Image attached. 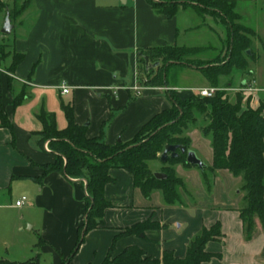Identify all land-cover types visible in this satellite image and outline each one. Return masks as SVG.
<instances>
[{"label": "crops", "instance_id": "obj_1", "mask_svg": "<svg viewBox=\"0 0 264 264\" xmlns=\"http://www.w3.org/2000/svg\"><path fill=\"white\" fill-rule=\"evenodd\" d=\"M236 1L240 23L259 33L244 22L246 8L257 0ZM33 6V19L24 33L11 45L4 43L11 50L6 69L0 70L1 103L13 124V129L1 126L0 120V258L63 264L85 221L86 182L60 172L38 180L44 172L42 165L55 161L49 142L42 143L43 123L38 113H54L58 129L63 130L68 119L62 103L70 105L75 122L86 127L87 137H102L113 145L133 140L153 116L171 108V90L186 98L198 86L147 84L146 63L139 59L143 49L178 45L183 7L168 17L149 0H33ZM198 14L205 20L216 15ZM29 15L20 18V25H25ZM16 53L24 54V59L12 71ZM64 84L69 86L67 93H62ZM16 95L23 100L14 107ZM188 134L192 149L210 166L211 138L198 128ZM158 160L150 162L152 170V162ZM175 171L186 185L180 204H167L158 189L146 197L131 172L111 168L113 179L104 189L111 205L104 211L103 224L87 232L66 264H102L113 244L115 255L137 245L153 258H162L165 250L184 258L191 240L217 222L222 236L209 241L206 250L219 256L201 264H264V225L257 220L253 237L245 238L240 212L242 178L219 169L209 189L198 166L177 163ZM188 193L196 199L190 200ZM24 195L27 204L17 206ZM146 221L161 226L123 235L114 243L117 234Z\"/></svg>", "mask_w": 264, "mask_h": 264}, {"label": "trees", "instance_id": "obj_2", "mask_svg": "<svg viewBox=\"0 0 264 264\" xmlns=\"http://www.w3.org/2000/svg\"><path fill=\"white\" fill-rule=\"evenodd\" d=\"M33 2V0H31ZM152 7L168 17L177 14L180 5L195 3L224 20L228 28L229 55L224 63L211 62L207 67L192 56L203 51L202 47H186L166 45L150 47L141 50L140 61L146 63L144 55H148L152 63L159 62L156 68L146 70L147 84H169L170 68L178 65H197L205 75H228L234 67L243 68L246 65L243 52L251 44L254 30L240 23L241 16L237 12L236 0H149ZM1 7H6L2 1ZM17 3L10 10L12 21L18 19L25 10ZM24 59V54L16 53L12 71ZM156 66V65H155ZM231 84V83H229ZM9 85L12 86L11 79ZM172 107L161 111L147 122L135 138L128 142L119 141L108 144L102 137L89 138L86 127L74 120L73 108L62 103V108L68 119V126L60 130L57 127L54 113L42 110L38 118L43 123L41 134L42 143L49 142L55 161L43 164V175L39 181L51 172H60L68 178L84 180L86 188V217L79 228V239L72 253L63 264H66L83 243L87 232L102 226L103 214L111 204L104 196L107 183L112 181L111 168H124L131 172L135 185L140 187L146 197L154 190L163 193L167 204L183 203L181 190L186 188L185 181L177 175L175 165L187 161V154L169 157L164 162L162 172L167 174L164 179L155 177L150 168V162L158 160L167 144H182L191 148V137L188 131L199 127L205 136L211 138L213 148V163L203 169L204 181L211 188L213 177L205 172L207 169L214 174L219 169H228L235 176L242 178L241 191L244 192V204L241 208V218L244 224L245 238L251 239L257 228V220L264 225V100L259 107L243 106L244 96L237 92L235 101H231L224 92L217 91L215 95L201 96L191 94L186 98L180 97L171 90ZM23 96L16 95L13 105L18 106ZM204 123L199 125V118ZM0 120L1 126L13 129L8 115L1 103L0 89ZM161 225L151 221L137 223L126 228L114 238V243L123 235L144 232L148 228H159ZM222 236L220 222L211 227H204L190 242L187 254L181 258L173 250H165L162 258H153L137 245L128 246L120 254H114V244L102 264H201L209 261L215 255L206 250V244ZM0 264H37L36 260L12 261L1 259Z\"/></svg>", "mask_w": 264, "mask_h": 264}, {"label": "rangeland", "instance_id": "obj_3", "mask_svg": "<svg viewBox=\"0 0 264 264\" xmlns=\"http://www.w3.org/2000/svg\"><path fill=\"white\" fill-rule=\"evenodd\" d=\"M2 1L6 4L4 8L1 7ZM121 2L123 3L124 0H121ZM15 3H17L19 7H23L22 9L25 11L22 12V15L18 17V19L12 21L14 28L10 34H6L2 31L5 18L7 12L14 7ZM249 6V8H246L247 13L244 14V22L259 33L254 32V36H251V44L247 53L245 51L243 52V59L246 65L244 69L234 67L228 75H218V81L215 87H218L219 91L224 92L231 101H235L237 92H241L244 96L243 106H247L248 100L250 99L251 106L257 108L264 100V0H257L255 4ZM181 7H183L184 10H182L179 16L181 36L178 45L204 48L203 51L192 56L195 60H205L199 63L201 67H207L211 62L224 63L229 55V40L228 28L222 17L208 15L206 20L203 19L198 12L205 13L210 12V10L205 11L206 8L197 6L195 3L189 2L180 5L178 11H180ZM193 7L198 12L194 10ZM34 11L35 8L31 0H0V70L6 69L8 65L7 54L11 50V47L4 43L11 45L15 37H20V35L24 33L26 27L31 24L30 20L33 19L31 15ZM27 14L30 15L24 23L25 25H20V18H25ZM207 23L212 25L214 29L210 28ZM196 25H198V27L193 31H186V28H191ZM196 66L197 65H191V63L187 66H173L168 73L169 83H176L185 88H194L198 86L194 88L195 94L198 95L200 94L199 89L214 86L216 77L205 75L203 71ZM253 72L256 76L253 75ZM202 123H204V120L203 117L200 116L198 124L202 125ZM196 128L200 129L199 127ZM200 156L204 155L200 154ZM152 163L153 170H161L164 165V162L161 160ZM205 172L210 178L213 177L212 173L207 169ZM6 196H8L9 200L13 198L15 201V192H13L12 198L10 195ZM188 197L190 200L196 199L193 193H188ZM25 207L26 205L23 208Z\"/></svg>", "mask_w": 264, "mask_h": 264}, {"label": "water", "instance_id": "obj_4", "mask_svg": "<svg viewBox=\"0 0 264 264\" xmlns=\"http://www.w3.org/2000/svg\"><path fill=\"white\" fill-rule=\"evenodd\" d=\"M14 28V24L12 23L11 13L10 11L7 12L5 23L3 27V32L6 34H10ZM144 58L146 59V69L148 70L150 67H153L159 62L152 63L149 59L148 55H144ZM181 153L187 154V161L193 165L198 166L200 169H204L206 164L205 162L198 157L197 153L193 149H187L185 145L182 144H167L164 148V151L161 154L160 160L162 162H166L169 157H177ZM154 175L158 179H164L167 177V174L161 171L154 172Z\"/></svg>", "mask_w": 264, "mask_h": 264}, {"label": "built area", "instance_id": "obj_5", "mask_svg": "<svg viewBox=\"0 0 264 264\" xmlns=\"http://www.w3.org/2000/svg\"><path fill=\"white\" fill-rule=\"evenodd\" d=\"M61 89H62V93H67L69 91V86L64 84L61 86ZM199 91H200L201 96L211 97V96L215 95L217 91H219V88L215 87V86H211V87L201 88V89H199ZM45 147H46V149H49L48 143H46ZM26 200H27V196L24 195L16 201V205L17 206H23L24 203L26 202Z\"/></svg>", "mask_w": 264, "mask_h": 264}]
</instances>
